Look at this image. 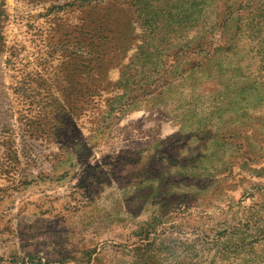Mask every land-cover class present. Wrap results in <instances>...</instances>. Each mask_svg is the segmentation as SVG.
<instances>
[{
	"label": "rangeland",
	"instance_id": "374dc122",
	"mask_svg": "<svg viewBox=\"0 0 264 264\" xmlns=\"http://www.w3.org/2000/svg\"><path fill=\"white\" fill-rule=\"evenodd\" d=\"M4 3L0 264H264V0Z\"/></svg>",
	"mask_w": 264,
	"mask_h": 264
},
{
	"label": "trees",
	"instance_id": "16d2710c",
	"mask_svg": "<svg viewBox=\"0 0 264 264\" xmlns=\"http://www.w3.org/2000/svg\"><path fill=\"white\" fill-rule=\"evenodd\" d=\"M201 9H196L194 12L190 13L189 11H183L180 14L179 22L181 23H190L196 20V17H201ZM179 16V15H178ZM6 18V10L4 0H0V57L5 49V35L3 32V23ZM185 24V25H186ZM191 24V23H190ZM245 223V222H244ZM248 223L241 226H230L226 228V232L229 235H232L226 243L223 244V247L216 251L215 256L221 259H245L256 257L257 251L259 250L258 243L260 242V237H264L260 232H245ZM243 227V228H242ZM239 230H242V234L240 235ZM263 239V238H262ZM174 249H172V253H174Z\"/></svg>",
	"mask_w": 264,
	"mask_h": 264
}]
</instances>
